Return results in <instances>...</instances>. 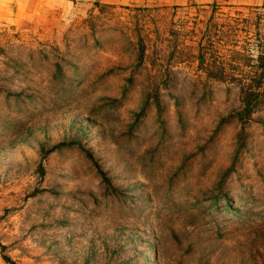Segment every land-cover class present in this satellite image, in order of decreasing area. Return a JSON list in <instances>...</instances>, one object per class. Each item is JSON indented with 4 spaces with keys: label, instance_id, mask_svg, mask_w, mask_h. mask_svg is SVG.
Returning a JSON list of instances; mask_svg holds the SVG:
<instances>
[{
    "label": "rangeland",
    "instance_id": "obj_1",
    "mask_svg": "<svg viewBox=\"0 0 264 264\" xmlns=\"http://www.w3.org/2000/svg\"><path fill=\"white\" fill-rule=\"evenodd\" d=\"M259 54L264 0H0V264H264Z\"/></svg>",
    "mask_w": 264,
    "mask_h": 264
},
{
    "label": "trees",
    "instance_id": "obj_2",
    "mask_svg": "<svg viewBox=\"0 0 264 264\" xmlns=\"http://www.w3.org/2000/svg\"><path fill=\"white\" fill-rule=\"evenodd\" d=\"M204 52L200 50L198 55L199 65L205 70L208 71V74H210L211 71H209V66L207 67L206 63V57H204ZM256 65L254 66V75H252L249 79V83L244 85L242 89L243 93V106L244 109L248 111V113H251L252 110H254L258 106L257 103L252 102V97H255V100H259L260 96L264 93V56L259 54L256 59ZM220 67H222L221 64H219ZM223 68V67H222ZM259 70V72H258ZM4 259L9 264H17L14 260H12L10 257H4Z\"/></svg>",
    "mask_w": 264,
    "mask_h": 264
},
{
    "label": "crops",
    "instance_id": "obj_3",
    "mask_svg": "<svg viewBox=\"0 0 264 264\" xmlns=\"http://www.w3.org/2000/svg\"><path fill=\"white\" fill-rule=\"evenodd\" d=\"M108 2H115V1H118V0H106Z\"/></svg>",
    "mask_w": 264,
    "mask_h": 264
}]
</instances>
